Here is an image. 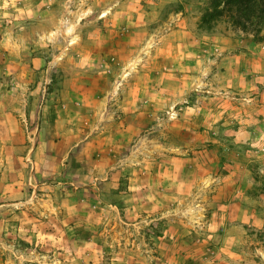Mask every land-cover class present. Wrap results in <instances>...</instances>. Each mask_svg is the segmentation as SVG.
Masks as SVG:
<instances>
[{
	"label": "rangeland",
	"instance_id": "1",
	"mask_svg": "<svg viewBox=\"0 0 264 264\" xmlns=\"http://www.w3.org/2000/svg\"><path fill=\"white\" fill-rule=\"evenodd\" d=\"M204 6L0 0V75L24 94L0 264H264V24H204ZM65 69L95 89L81 115Z\"/></svg>",
	"mask_w": 264,
	"mask_h": 264
},
{
	"label": "crops",
	"instance_id": "2",
	"mask_svg": "<svg viewBox=\"0 0 264 264\" xmlns=\"http://www.w3.org/2000/svg\"><path fill=\"white\" fill-rule=\"evenodd\" d=\"M22 34V33H21ZM18 39V37H17ZM22 39V38H21ZM101 40V39H100ZM100 52H97L98 56H103L104 55ZM96 54V56H97ZM87 58V57H86ZM66 58H63L61 64H63V67H65L66 64H64ZM33 61L38 63L39 59L36 56L33 58ZM15 66L23 67V62L22 60L14 61L13 62ZM65 74L63 78V85L62 89L60 91V98L63 99L64 101V106L66 107L65 109L68 111H74L75 113H78L79 115L83 114V107L81 106H86L85 100V95L87 96H93L95 97L96 94H93L95 89H92L90 86H87L89 84V76L87 74L81 73V72H73L72 70H67L65 69ZM22 80H15L14 82H9L8 77L0 75V147H7L8 145L16 146L21 145L23 143V135L16 132H8V127L10 124H14L15 127L19 123V118L18 115H20L21 111H24V105H23V100H24V94L22 92H18V89L20 88V91H22ZM37 87V86H36ZM36 87L33 88L31 92H34L36 90ZM92 90V91H91ZM45 92V91H44ZM43 92L42 97H45V93ZM15 94V95H13ZM12 100H14L15 104H12ZM76 103L77 106H74L73 104ZM42 106V105H41ZM79 106V108H78ZM72 109H71V108ZM39 113L40 116L43 115V117H46L48 113V106L43 105L42 107H39ZM77 109V110H76ZM80 109V110H79ZM70 112L66 113L65 116L67 118L60 120V123L63 125L68 126L70 128L67 129L66 132H62V138L64 140H71L70 144H72L71 139L72 135H70V130L72 126H69L71 124V117L72 114L69 116ZM69 116V117H68ZM42 121H45V119H42Z\"/></svg>",
	"mask_w": 264,
	"mask_h": 264
},
{
	"label": "trees",
	"instance_id": "3",
	"mask_svg": "<svg viewBox=\"0 0 264 264\" xmlns=\"http://www.w3.org/2000/svg\"><path fill=\"white\" fill-rule=\"evenodd\" d=\"M227 18L232 26L248 29L264 24V0H205L201 22Z\"/></svg>",
	"mask_w": 264,
	"mask_h": 264
}]
</instances>
